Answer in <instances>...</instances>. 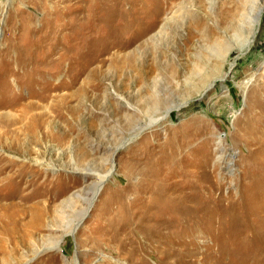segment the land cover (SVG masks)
<instances>
[{
    "label": "rangeland",
    "instance_id": "374dc122",
    "mask_svg": "<svg viewBox=\"0 0 264 264\" xmlns=\"http://www.w3.org/2000/svg\"><path fill=\"white\" fill-rule=\"evenodd\" d=\"M262 6L0 0V264H264Z\"/></svg>",
    "mask_w": 264,
    "mask_h": 264
},
{
    "label": "bare ground",
    "instance_id": "6f19581e",
    "mask_svg": "<svg viewBox=\"0 0 264 264\" xmlns=\"http://www.w3.org/2000/svg\"><path fill=\"white\" fill-rule=\"evenodd\" d=\"M261 7V6H260ZM264 16V7L262 6V8L260 9V14H259V16H258V18L256 19V21L258 22V24L260 23V21H261V19H262V17ZM251 44V42L248 44V45H250ZM247 45V46H248ZM229 53V52H228ZM229 59H231V58H229ZM230 65L228 66V68H225V72L222 74V76L221 77H219V78H221V79H226L227 77H229L230 75L233 77V76H235V74L237 73V70H238V63L237 62H234V61H232L231 63H229ZM225 67V66H224ZM219 78H215L212 82H214L215 83V85L217 84V81H218V79ZM217 80V81H216ZM212 83L210 82L208 85H206V86H204L205 88L204 89H208V87L211 85ZM248 84V83H247ZM209 89H210V87H209ZM250 90V89H249ZM204 92V91H203ZM225 97H227L228 98V96L227 95H224ZM187 103H189L190 102V100H188V101H186ZM185 103V102H184ZM21 105V104H20ZM174 107V106H173ZM173 107H167V108H169L170 109V112L173 110ZM61 109V108H60ZM24 110V109H23ZM34 110V109H33ZM64 112V111H63ZM170 112H169V114H170ZM235 113V112H234ZM54 114V113H53ZM52 114V115H53ZM236 114H233V117L235 116ZM46 116V115H45ZM7 117V116H6ZM232 117V118H233ZM164 118V116L163 117H160V119L159 120H155V121H153V120H150V123H147V125H156V126H158L157 124H159L160 125V123H162V119ZM168 118V117H167ZM169 119V118H168ZM36 120V119H35ZM47 120V119H46ZM45 120V121H46ZM41 122V121H40ZM49 123H50V121H49ZM35 124V123H34ZM145 124H141L140 126H144ZM31 126V125H30ZM44 126V125H43ZM139 126V127H140ZM34 129V128H33ZM36 129V128H35ZM44 129V128H43ZM8 130V129H7ZM38 130V129H37ZM36 130V132H39V131H37ZM16 131V130H15ZM50 132V131H49ZM10 133V132H9ZM32 133V132H31ZM30 133V134H31ZM260 134V133H259ZM8 137V136H7ZM12 137V136H11ZM23 137H24V135H23ZM1 139V138H0ZM8 139V138H7ZM15 139H16V137H15ZM23 139V138H22ZM5 142V141H4ZM8 143V142H7ZM10 143V142H9ZM18 143V142H17ZM254 143H256V144H258L259 145V147H258V154H262L263 153V148H262V145H263V147H264V137H261L260 135H257V136H255L254 137ZM123 144V143H122ZM121 144V145H122ZM101 149V148H100ZM104 149V148H103ZM119 148L118 147H116V149H115V151L114 152H116V150H118ZM114 152H113V154H114ZM1 159V158H0ZM36 160H37V162L38 161H40L41 160V158H39V157H36ZM1 161H3L2 159L0 160V162ZM110 162H111V166H110V170H108V173H101V175H99L100 177H99V180H97L95 183H93V188L94 189H92V193L91 194H84V193H82V192H77V193H75L74 194V196H72V197H70L68 200H66L65 202H66V204L68 205V207L69 208H71V210H73L74 212L76 211V204H75V198H84L85 199V207H84V209L82 210V212H81V215H80V217H79V219L76 221L77 222V224H79L81 221V219L84 217V215H85V213L88 211V207H89V205H90V203L94 200V198H95V196L97 195V192H98V190L100 189L99 188V186H101L102 185V182L105 180V178L106 177H108L109 176V174H111L112 173V170L114 169L113 167H114V159H113V155L110 157ZM12 163V162H11ZM46 164L48 165V166H50V162H46ZM52 166V165H51ZM50 166V167H51ZM21 169H23L24 168V166H21L20 167ZM21 169H19V170H21ZM73 169H75V170H79V171H84L86 174L85 175H91V174H95V172H93L94 170H93V168H90V167H87V166H82V167H80L78 164H76V163H74L73 164ZM17 171V170H16ZM22 171V170H21ZM0 172H4V170L3 171H1V168H0ZM20 174V173H19ZM1 175V174H0ZM1 177V176H0ZM5 182H6V178H4V179H2V178H0V186H4V184H5ZM0 195H1V193H0ZM71 206V207H70ZM77 224H75L74 226H72V227H65L64 228V226H62V229L64 228L65 229V233L68 235H72V234H74V232H75V230H76V228L75 227H77ZM51 245L50 246H47V248H50V249H58V247L60 246V238H59V236L57 237V238H55V239H52L51 240ZM2 247H3V244L1 245L0 244V249H2Z\"/></svg>",
    "mask_w": 264,
    "mask_h": 264
}]
</instances>
